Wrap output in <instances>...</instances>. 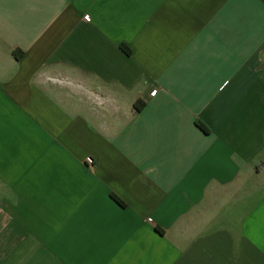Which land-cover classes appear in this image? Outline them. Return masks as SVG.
<instances>
[{
  "label": "crops",
  "instance_id": "obj_1",
  "mask_svg": "<svg viewBox=\"0 0 264 264\" xmlns=\"http://www.w3.org/2000/svg\"><path fill=\"white\" fill-rule=\"evenodd\" d=\"M0 264H264V0H0Z\"/></svg>",
  "mask_w": 264,
  "mask_h": 264
},
{
  "label": "trees",
  "instance_id": "obj_2",
  "mask_svg": "<svg viewBox=\"0 0 264 264\" xmlns=\"http://www.w3.org/2000/svg\"><path fill=\"white\" fill-rule=\"evenodd\" d=\"M123 50H124L126 53L130 54V49H129L128 47L123 46ZM18 53L21 54L22 52H17V53L15 54L16 57H19V56H20V54H18ZM136 109H137V110L140 109V106H139L138 104H136ZM197 124H198V126H199V127L205 132V133H209V129H208L204 124H202L201 122H198Z\"/></svg>",
  "mask_w": 264,
  "mask_h": 264
},
{
  "label": "built area",
  "instance_id": "obj_3",
  "mask_svg": "<svg viewBox=\"0 0 264 264\" xmlns=\"http://www.w3.org/2000/svg\"><path fill=\"white\" fill-rule=\"evenodd\" d=\"M85 20L89 21L90 18L89 17H85ZM87 161H88L89 164H92V159L91 158L87 159ZM148 222L150 224H154V221L152 219H148Z\"/></svg>",
  "mask_w": 264,
  "mask_h": 264
}]
</instances>
